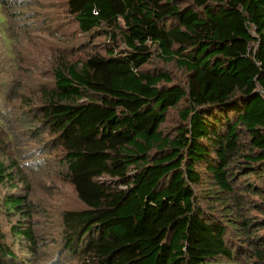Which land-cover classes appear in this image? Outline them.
I'll use <instances>...</instances> for the list:
<instances>
[{"label": "trees", "instance_id": "1", "mask_svg": "<svg viewBox=\"0 0 264 264\" xmlns=\"http://www.w3.org/2000/svg\"><path fill=\"white\" fill-rule=\"evenodd\" d=\"M67 9L83 34L107 40L104 52L58 61L37 108L85 205L63 214L65 252L83 264H264V0ZM154 59L185 79L147 68ZM6 201L24 212V196ZM15 234L35 241L30 227Z\"/></svg>", "mask_w": 264, "mask_h": 264}, {"label": "rangeland", "instance_id": "2", "mask_svg": "<svg viewBox=\"0 0 264 264\" xmlns=\"http://www.w3.org/2000/svg\"><path fill=\"white\" fill-rule=\"evenodd\" d=\"M106 40L79 30L67 0H0V162L4 174L11 173L0 177V234L2 246L14 255L5 259L8 264H83L65 252L63 214L85 205L66 177L64 151L55 135L36 120L37 108L44 91L54 86L58 61L104 52ZM146 67L185 79L159 59ZM180 121L179 108L172 110L162 131L172 135ZM203 189L196 186L200 197ZM12 195L25 197L22 214L9 209L6 200ZM22 226L32 229L34 242L15 234Z\"/></svg>", "mask_w": 264, "mask_h": 264}]
</instances>
